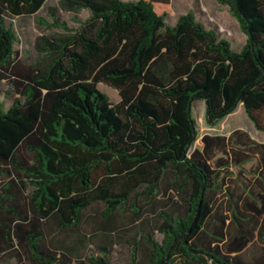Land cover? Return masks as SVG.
<instances>
[{"label": "trees", "instance_id": "trees-1", "mask_svg": "<svg viewBox=\"0 0 264 264\" xmlns=\"http://www.w3.org/2000/svg\"><path fill=\"white\" fill-rule=\"evenodd\" d=\"M47 1L0 0V81L15 97L6 108L0 93V264H85L54 237L94 203L104 232L86 262L111 264L113 216L160 196L171 209L133 239L130 264H264V144L236 130L193 148L192 116L203 101L215 126L242 105L264 133V0H218L246 36L238 51L193 12L168 25L173 0H58L37 23L60 32L24 63L11 21ZM82 12L74 29L59 18Z\"/></svg>", "mask_w": 264, "mask_h": 264}, {"label": "rangeland", "instance_id": "rangeland-1", "mask_svg": "<svg viewBox=\"0 0 264 264\" xmlns=\"http://www.w3.org/2000/svg\"><path fill=\"white\" fill-rule=\"evenodd\" d=\"M123 2H132L136 0H122ZM58 0H48L43 9L34 16L17 18L12 20L13 30L16 35V43L14 50L17 57L24 63H33L37 59L34 48L35 40L44 34H52L60 32L57 29H47L37 23V19L50 23L51 17L48 8L57 5ZM193 12L198 21L203 23L207 29L215 30L221 38L226 39L231 44L233 50L238 51L246 43V36L242 33L239 23L229 13L226 6L222 5L218 0H173L170 9V15L166 22L168 25H174L179 16ZM88 14L82 12L79 15L60 13L59 18L66 23L69 28H76L79 21H84ZM98 89L108 96L112 103L119 102V96L116 90L100 84ZM1 99L8 108L15 99L13 92L10 91L6 81H0ZM192 116L197 124L198 136L193 148H202L201 138L205 135H224L227 136L234 130H243L250 133L252 138L258 142H264V134L258 132L253 123L246 116L243 106L239 105L236 110L221 120L215 126H212L207 119L205 104L203 101H196L192 106ZM253 164H247L245 168L246 177L242 181L252 180L255 178L252 174ZM235 172L237 170H234ZM254 186L252 185L253 189ZM176 197L174 200L178 201ZM134 204L140 208V214L134 213ZM169 201L165 196H160L153 200L150 205L145 200L135 202L132 200L124 209H119L111 219L114 229L111 233L115 235L116 246L111 250V264H130L131 248L130 244L133 239L140 237V230L146 228V225L154 226L159 220V215L163 212H169ZM104 205L94 203L84 216V223L78 231L58 232L54 239L61 241L63 244L73 249L79 260L86 262V257L97 255V246L103 235L100 227L104 222L101 214ZM109 232V231H108ZM161 240L159 235L156 236ZM93 244V245H92ZM143 244H140L138 257L142 261L145 257ZM9 264H17L12 260ZM80 264V263H78Z\"/></svg>", "mask_w": 264, "mask_h": 264}, {"label": "crops", "instance_id": "crops-1", "mask_svg": "<svg viewBox=\"0 0 264 264\" xmlns=\"http://www.w3.org/2000/svg\"><path fill=\"white\" fill-rule=\"evenodd\" d=\"M173 2V1H172ZM239 130V129H238ZM234 131H236V130H234ZM233 131V132H234ZM243 131V130H242ZM233 132H231V133H233ZM245 132H247V131H245ZM259 132V131H258ZM231 133L229 134V135H231ZM249 135H250V133L249 132H247ZM262 133V132H261ZM264 134V133H263ZM229 135H227V136H229ZM224 136V135H223ZM250 137H251V139H253L252 138V136L250 135ZM254 140V139H253ZM254 141H256V140H254ZM257 143H259V144H264V142H258V141H256Z\"/></svg>", "mask_w": 264, "mask_h": 264}]
</instances>
